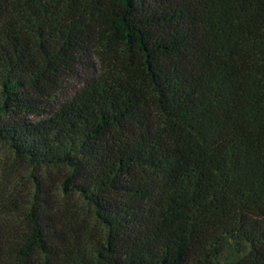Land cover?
I'll list each match as a JSON object with an SVG mask.
<instances>
[{"label": "trees", "instance_id": "obj_1", "mask_svg": "<svg viewBox=\"0 0 264 264\" xmlns=\"http://www.w3.org/2000/svg\"><path fill=\"white\" fill-rule=\"evenodd\" d=\"M0 141V264H264V0H0Z\"/></svg>", "mask_w": 264, "mask_h": 264}, {"label": "rangeland", "instance_id": "obj_2", "mask_svg": "<svg viewBox=\"0 0 264 264\" xmlns=\"http://www.w3.org/2000/svg\"><path fill=\"white\" fill-rule=\"evenodd\" d=\"M76 81H72L73 86ZM66 169L35 166L15 156L10 147L0 141V219L6 228L13 230L15 223L28 209L35 194L36 180L41 189L57 193L73 206H80L81 199L71 191L61 192V181ZM84 205V204H83ZM227 251L224 256H228Z\"/></svg>", "mask_w": 264, "mask_h": 264}]
</instances>
